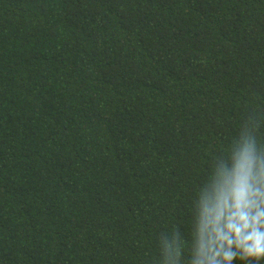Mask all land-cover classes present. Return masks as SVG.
<instances>
[{
  "label": "trees",
  "instance_id": "1",
  "mask_svg": "<svg viewBox=\"0 0 264 264\" xmlns=\"http://www.w3.org/2000/svg\"><path fill=\"white\" fill-rule=\"evenodd\" d=\"M246 138L264 0H0V264H192Z\"/></svg>",
  "mask_w": 264,
  "mask_h": 264
},
{
  "label": "clouds",
  "instance_id": "2",
  "mask_svg": "<svg viewBox=\"0 0 264 264\" xmlns=\"http://www.w3.org/2000/svg\"><path fill=\"white\" fill-rule=\"evenodd\" d=\"M231 167L215 169L209 191L202 193L192 264H233L237 259L264 261V154L246 138L233 149ZM166 264L183 254L167 246Z\"/></svg>",
  "mask_w": 264,
  "mask_h": 264
}]
</instances>
